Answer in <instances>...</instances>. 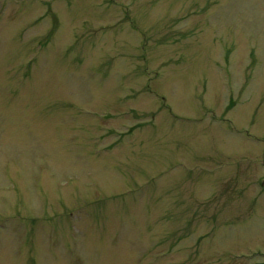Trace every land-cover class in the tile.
Segmentation results:
<instances>
[{
  "label": "rangeland",
  "instance_id": "obj_1",
  "mask_svg": "<svg viewBox=\"0 0 264 264\" xmlns=\"http://www.w3.org/2000/svg\"><path fill=\"white\" fill-rule=\"evenodd\" d=\"M0 264H264V0H0Z\"/></svg>",
  "mask_w": 264,
  "mask_h": 264
}]
</instances>
